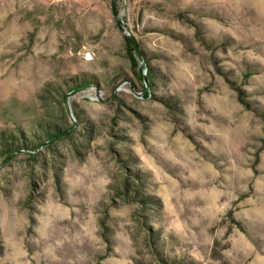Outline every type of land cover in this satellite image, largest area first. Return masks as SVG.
Instances as JSON below:
<instances>
[{
	"label": "rangeland",
	"instance_id": "374dc122",
	"mask_svg": "<svg viewBox=\"0 0 264 264\" xmlns=\"http://www.w3.org/2000/svg\"><path fill=\"white\" fill-rule=\"evenodd\" d=\"M0 264H264V0H0Z\"/></svg>",
	"mask_w": 264,
	"mask_h": 264
}]
</instances>
